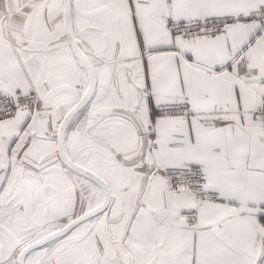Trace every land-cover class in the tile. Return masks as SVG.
<instances>
[{"label":"snow or ice","instance_id":"1","mask_svg":"<svg viewBox=\"0 0 264 264\" xmlns=\"http://www.w3.org/2000/svg\"><path fill=\"white\" fill-rule=\"evenodd\" d=\"M0 264H264V0H0Z\"/></svg>","mask_w":264,"mask_h":264}]
</instances>
